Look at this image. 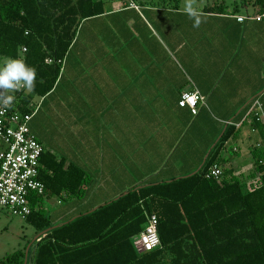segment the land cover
<instances>
[{
    "label": "crops",
    "instance_id": "0c3cea01",
    "mask_svg": "<svg viewBox=\"0 0 264 264\" xmlns=\"http://www.w3.org/2000/svg\"><path fill=\"white\" fill-rule=\"evenodd\" d=\"M100 1L105 11L80 22L51 90L26 91L45 160L75 165L88 179L80 196L43 199L54 223L196 173L253 98L264 116V20L251 18V2L191 0L202 16L196 28L186 0ZM193 90L203 97L196 113L178 105ZM243 124L219 156L249 188L258 175L252 153L264 138Z\"/></svg>",
    "mask_w": 264,
    "mask_h": 264
},
{
    "label": "trees",
    "instance_id": "16d2710c",
    "mask_svg": "<svg viewBox=\"0 0 264 264\" xmlns=\"http://www.w3.org/2000/svg\"><path fill=\"white\" fill-rule=\"evenodd\" d=\"M249 2L255 14L264 11V0ZM104 11L100 0H0V58L20 59L25 47L23 61L37 71L32 92L45 94L56 81L57 61L65 56L80 22ZM48 58L53 62L47 63ZM26 93L4 95H14L26 112ZM245 124L264 138L263 122L251 117ZM234 131L226 127L196 173L141 185L56 223L42 207L43 199L64 192L80 196L88 179L75 165L65 166L50 155L46 161L43 152L38 178L45 191L30 197L32 210L25 218L37 234L43 233L1 257L0 264H264V139L252 153L251 176L257 178L245 188L219 156ZM214 162L222 169L220 181L203 177ZM147 213L157 216L161 247L138 253L132 242L143 230Z\"/></svg>",
    "mask_w": 264,
    "mask_h": 264
},
{
    "label": "built area",
    "instance_id": "2783aa9c",
    "mask_svg": "<svg viewBox=\"0 0 264 264\" xmlns=\"http://www.w3.org/2000/svg\"><path fill=\"white\" fill-rule=\"evenodd\" d=\"M251 18L264 20V11L251 15ZM243 19L238 17L239 21ZM25 51L26 48L22 47L21 60ZM46 62L51 63L53 59L48 58ZM57 62L62 64L63 59ZM24 92L26 90L19 89L14 93ZM198 102H203V97L197 90H193L183 92L178 105L187 106L196 113ZM34 112L30 107L26 112L21 111L19 99L15 98L11 105H5L0 100V207L7 208L13 215L21 218H26L31 213L30 197L35 194L42 195L45 191L44 183L38 178L39 161L44 148L29 126ZM249 117L264 122L262 105L256 97L249 102L245 117L241 121H227L226 125L238 129ZM203 177L220 181V165L217 162L212 163L203 172ZM133 245L138 253H147L161 246L156 214H146L144 228L133 238Z\"/></svg>",
    "mask_w": 264,
    "mask_h": 264
},
{
    "label": "clouds",
    "instance_id": "9594fccd",
    "mask_svg": "<svg viewBox=\"0 0 264 264\" xmlns=\"http://www.w3.org/2000/svg\"><path fill=\"white\" fill-rule=\"evenodd\" d=\"M184 11L194 21L193 27L198 28L202 23L200 12L193 6L191 0H186ZM37 71L21 59H8L0 65V100L5 105L14 103V95H4L6 92L14 93L19 89L32 92L35 89Z\"/></svg>",
    "mask_w": 264,
    "mask_h": 264
},
{
    "label": "rangeland",
    "instance_id": "374dc122",
    "mask_svg": "<svg viewBox=\"0 0 264 264\" xmlns=\"http://www.w3.org/2000/svg\"><path fill=\"white\" fill-rule=\"evenodd\" d=\"M5 61L6 59L0 58V65ZM36 234L34 226L25 219L13 215L7 208L0 207V256L22 249Z\"/></svg>",
    "mask_w": 264,
    "mask_h": 264
}]
</instances>
